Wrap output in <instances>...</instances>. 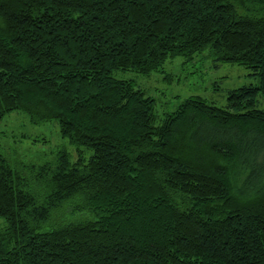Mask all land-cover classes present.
<instances>
[{"label":"trees","instance_id":"trees-1","mask_svg":"<svg viewBox=\"0 0 264 264\" xmlns=\"http://www.w3.org/2000/svg\"><path fill=\"white\" fill-rule=\"evenodd\" d=\"M206 52L259 84L159 115L117 71ZM76 147L0 150V264H264V0H0V122Z\"/></svg>","mask_w":264,"mask_h":264},{"label":"rangeland","instance_id":"rangeland-1","mask_svg":"<svg viewBox=\"0 0 264 264\" xmlns=\"http://www.w3.org/2000/svg\"><path fill=\"white\" fill-rule=\"evenodd\" d=\"M117 78L134 81L157 102V113L175 110L187 97L200 95L219 106L227 103L228 90L259 84L258 75L241 64L217 62L206 52L185 61L182 56L168 60L160 70L150 74L117 71ZM66 149L76 158V147L61 135L59 123L51 120L32 123L21 111L8 113L0 122V150L13 165L52 161L57 152ZM6 224L0 217V229Z\"/></svg>","mask_w":264,"mask_h":264}]
</instances>
